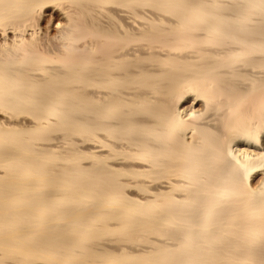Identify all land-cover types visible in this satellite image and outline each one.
Masks as SVG:
<instances>
[{"label":"bare ground","instance_id":"obj_1","mask_svg":"<svg viewBox=\"0 0 264 264\" xmlns=\"http://www.w3.org/2000/svg\"><path fill=\"white\" fill-rule=\"evenodd\" d=\"M0 264H264V0H0Z\"/></svg>","mask_w":264,"mask_h":264}]
</instances>
